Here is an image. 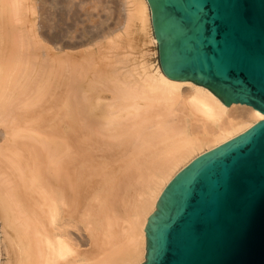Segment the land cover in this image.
<instances>
[{
	"label": "bare ground",
	"instance_id": "obj_1",
	"mask_svg": "<svg viewBox=\"0 0 264 264\" xmlns=\"http://www.w3.org/2000/svg\"><path fill=\"white\" fill-rule=\"evenodd\" d=\"M40 1L0 0V264H142L168 184L264 114L164 76L147 0H80V52L41 36Z\"/></svg>",
	"mask_w": 264,
	"mask_h": 264
},
{
	"label": "water",
	"instance_id": "obj_2",
	"mask_svg": "<svg viewBox=\"0 0 264 264\" xmlns=\"http://www.w3.org/2000/svg\"><path fill=\"white\" fill-rule=\"evenodd\" d=\"M147 2L164 76L264 114V0ZM144 264H264V120L168 184Z\"/></svg>",
	"mask_w": 264,
	"mask_h": 264
},
{
	"label": "rangeland",
	"instance_id": "obj_3",
	"mask_svg": "<svg viewBox=\"0 0 264 264\" xmlns=\"http://www.w3.org/2000/svg\"><path fill=\"white\" fill-rule=\"evenodd\" d=\"M75 2L77 3L76 8L72 9L70 11V14L67 12V15L65 14L64 16L60 15V12L58 14H55L56 10L52 6L53 4L51 3L50 0H47V2L40 1L39 3L40 4L39 5L40 34L41 36L43 34L44 36L42 37H44V39H48V41H49L48 37H50L49 45L52 46V48H56V50L60 52L65 50L66 51L72 50V52L74 51L80 52L84 48V46H86V45H81V46H73V45L75 42L78 41L81 42L82 40H85L86 38L88 39L89 37L84 35L83 25H82L83 23L88 24L89 26L93 25V23L89 21V17L86 14V9H89L90 11L92 10L93 15H96L97 13L96 11L97 9H95L94 4L93 5L90 4V6H83L80 0L79 1L75 0ZM118 3H119V8L122 7L120 5L121 2L119 1ZM101 8H100V14H104ZM118 12L120 13V11ZM56 15L59 17H57ZM60 16H62L61 18H63L64 21L60 18ZM59 19L61 22L59 21ZM68 23H71L73 25L70 33H69L70 29L69 28L67 29ZM113 23H114L113 20H111L109 21V24H106L104 27H107L108 25L113 28V26L115 27V23L114 25ZM104 27H102L100 30L102 31ZM57 36L59 37L57 38ZM145 262L146 261H144L142 264H144Z\"/></svg>",
	"mask_w": 264,
	"mask_h": 264
}]
</instances>
